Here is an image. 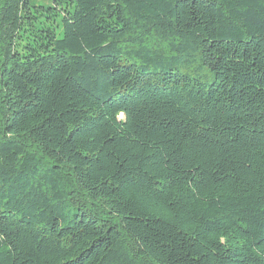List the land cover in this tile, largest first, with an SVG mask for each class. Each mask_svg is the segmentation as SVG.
<instances>
[{"label":"trees","instance_id":"trees-1","mask_svg":"<svg viewBox=\"0 0 264 264\" xmlns=\"http://www.w3.org/2000/svg\"><path fill=\"white\" fill-rule=\"evenodd\" d=\"M0 264H264V0H0Z\"/></svg>","mask_w":264,"mask_h":264},{"label":"rangeland","instance_id":"rangeland-1","mask_svg":"<svg viewBox=\"0 0 264 264\" xmlns=\"http://www.w3.org/2000/svg\"><path fill=\"white\" fill-rule=\"evenodd\" d=\"M31 1L37 5L43 3V0H31Z\"/></svg>","mask_w":264,"mask_h":264}]
</instances>
